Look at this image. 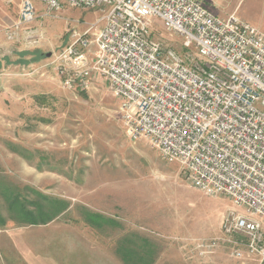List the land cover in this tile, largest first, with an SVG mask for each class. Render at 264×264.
I'll use <instances>...</instances> for the list:
<instances>
[{"label":"rangeland","instance_id":"obj_1","mask_svg":"<svg viewBox=\"0 0 264 264\" xmlns=\"http://www.w3.org/2000/svg\"><path fill=\"white\" fill-rule=\"evenodd\" d=\"M203 1L264 34V0ZM21 3L0 0V12L14 18ZM43 14L23 30L29 39H8L14 20L0 31V264H243L247 254L234 255L222 226L194 232L243 209L195 189L149 139L132 138L122 101L101 75L86 90L66 86L58 58L75 33L90 30L92 39L102 14ZM166 35L180 47L179 37ZM44 197L68 209L48 225L16 221L15 200L33 210L48 208Z\"/></svg>","mask_w":264,"mask_h":264},{"label":"built area","instance_id":"obj_2","mask_svg":"<svg viewBox=\"0 0 264 264\" xmlns=\"http://www.w3.org/2000/svg\"><path fill=\"white\" fill-rule=\"evenodd\" d=\"M37 3L43 17L102 14L104 27L92 39L75 33L58 58L66 86L86 90L101 75L132 138L149 139L195 189L243 209L224 217L223 234L243 264H264V34L203 0H22L8 39L41 17Z\"/></svg>","mask_w":264,"mask_h":264},{"label":"trees","instance_id":"obj_3","mask_svg":"<svg viewBox=\"0 0 264 264\" xmlns=\"http://www.w3.org/2000/svg\"><path fill=\"white\" fill-rule=\"evenodd\" d=\"M44 200L47 202V204H49L48 208L37 206L33 210L28 209L23 204H19L18 200H15L13 204H11V206L14 207V210L16 212V221L24 225L30 226L48 225L53 222L60 214H62L68 209V205L62 200L52 199L48 197H44ZM97 217L98 216L94 214H90L86 216V220L89 223H95L94 220ZM129 253L131 254L133 253V251L130 250ZM130 260L133 259L130 258Z\"/></svg>","mask_w":264,"mask_h":264},{"label":"crops","instance_id":"obj_4","mask_svg":"<svg viewBox=\"0 0 264 264\" xmlns=\"http://www.w3.org/2000/svg\"><path fill=\"white\" fill-rule=\"evenodd\" d=\"M37 8L39 9V11H41L42 13H43V6H41L39 3H37ZM2 9H3V11L2 12H0L1 13V18H0V31H1V29L6 25V24H8L9 23V21L10 20H14L15 22L12 24V25H14L16 22H17V20L19 19V15L18 16H15L14 18H6L5 17V13H7V10L5 9V7L3 8L2 7ZM7 16V15H6ZM101 20V18H96V23H103L102 24V26L104 27V25H105V22H103V21H100ZM100 21V22H99ZM11 25V26H12ZM102 27V28H103ZM101 28V29H102ZM100 29V30H101ZM24 32L23 31H21L20 32V34L18 35V37H16L14 40H17V41H19L20 39H27L28 38V36H27V34H26V37L24 36ZM19 49V48H18ZM202 212L203 211H201L200 212V218H202ZM224 219V218H223ZM203 221V220H202ZM221 222V220H219V222H218V224L217 225H215V226H205L204 224H202L203 226L201 227L202 228V232H196V231H194L195 233H197V234H200V235H204V236H206L207 234H209V233H215V231H217V233L220 231L221 232V227L220 226H222V222H223V220H222V222ZM192 233H193V230H192Z\"/></svg>","mask_w":264,"mask_h":264}]
</instances>
